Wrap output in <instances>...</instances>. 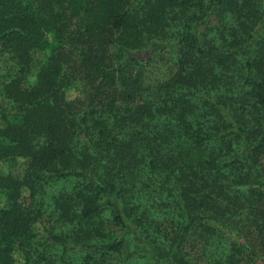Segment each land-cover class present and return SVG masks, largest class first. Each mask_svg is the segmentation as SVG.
I'll return each mask as SVG.
<instances>
[{
	"label": "trees",
	"instance_id": "1",
	"mask_svg": "<svg viewBox=\"0 0 264 264\" xmlns=\"http://www.w3.org/2000/svg\"><path fill=\"white\" fill-rule=\"evenodd\" d=\"M0 62V264L264 250V0H0Z\"/></svg>",
	"mask_w": 264,
	"mask_h": 264
},
{
	"label": "rangeland",
	"instance_id": "2",
	"mask_svg": "<svg viewBox=\"0 0 264 264\" xmlns=\"http://www.w3.org/2000/svg\"><path fill=\"white\" fill-rule=\"evenodd\" d=\"M49 39H51V35H47ZM172 52L169 50L164 51L163 54H157L156 58L153 62L148 64L147 75L146 78L149 81H160L170 73L172 68ZM5 72V65L0 62V80L2 79ZM83 86L79 81H75L71 84L66 92V98L73 99L83 94ZM26 158L22 156H16L14 158H8L3 161H0V172L2 173H11L13 176H23L24 169L26 167ZM27 192L24 193L23 205H27L28 201L26 200ZM119 233V231H116ZM256 250V254L253 252L252 254H248L245 251L244 254L236 256V259L241 258L242 261L236 264H264V250L259 249V246H254ZM264 248V247H263ZM140 250V247L131 239L130 235H127V239H125L122 247V251L120 254L111 253L109 256L105 258L107 261L106 264H125L129 256L135 254ZM72 260H76V258L80 257V254L76 252H71ZM17 264H21V259L16 261Z\"/></svg>",
	"mask_w": 264,
	"mask_h": 264
}]
</instances>
